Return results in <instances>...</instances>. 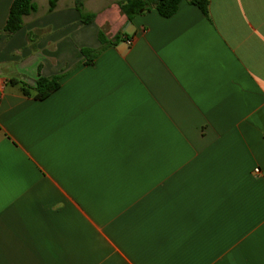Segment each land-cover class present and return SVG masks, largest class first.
Wrapping results in <instances>:
<instances>
[{"label": "crops", "instance_id": "crops-1", "mask_svg": "<svg viewBox=\"0 0 264 264\" xmlns=\"http://www.w3.org/2000/svg\"><path fill=\"white\" fill-rule=\"evenodd\" d=\"M34 1L0 0V264H264V0Z\"/></svg>", "mask_w": 264, "mask_h": 264}, {"label": "trees", "instance_id": "trees-1", "mask_svg": "<svg viewBox=\"0 0 264 264\" xmlns=\"http://www.w3.org/2000/svg\"><path fill=\"white\" fill-rule=\"evenodd\" d=\"M181 0H122L119 2L121 11L126 15L128 20H133L135 16L155 8L161 16L170 17L174 15ZM85 0H76L77 10L81 20L88 24L95 20L96 14L86 11L84 8ZM191 4L196 5L206 16H209V0H189ZM57 4V0L49 1V10L52 11ZM38 6L34 0H13L9 16L3 31L7 34H13L21 30L24 26V17L37 12ZM121 37L118 35L114 40L109 39L103 30L99 31L98 48H83L81 53L84 56V63H92L96 57L107 46L116 44ZM63 74L45 77L39 74L35 86L26 83L22 84L25 95L34 96L37 99H44L51 93L59 89Z\"/></svg>", "mask_w": 264, "mask_h": 264}, {"label": "built area", "instance_id": "built-area-1", "mask_svg": "<svg viewBox=\"0 0 264 264\" xmlns=\"http://www.w3.org/2000/svg\"><path fill=\"white\" fill-rule=\"evenodd\" d=\"M3 92V81H0V94ZM261 170L260 168H256L255 172L259 173Z\"/></svg>", "mask_w": 264, "mask_h": 264}, {"label": "rangeland", "instance_id": "rangeland-1", "mask_svg": "<svg viewBox=\"0 0 264 264\" xmlns=\"http://www.w3.org/2000/svg\"><path fill=\"white\" fill-rule=\"evenodd\" d=\"M105 0H98L96 3H94V7L98 8L100 7V5L104 4ZM94 13V12H93ZM95 21V20H94ZM93 21V22H94Z\"/></svg>", "mask_w": 264, "mask_h": 264}]
</instances>
